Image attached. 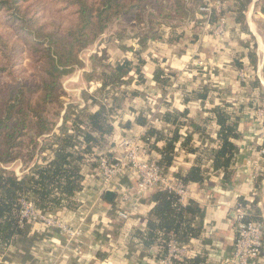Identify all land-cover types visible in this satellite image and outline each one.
Returning a JSON list of instances; mask_svg holds the SVG:
<instances>
[{
    "label": "crops",
    "instance_id": "obj_1",
    "mask_svg": "<svg viewBox=\"0 0 264 264\" xmlns=\"http://www.w3.org/2000/svg\"><path fill=\"white\" fill-rule=\"evenodd\" d=\"M227 1L222 13L225 30L221 35L200 26L192 30L195 27L193 17L184 22L177 37L169 31L154 39L136 33L129 39V44L107 30V40L95 48H87L91 58V55L100 57L102 53L107 54V65L111 67L125 59L135 64L138 57L144 59L141 65L144 80L139 79L136 70L131 72L127 93L135 91L136 94H126L117 102L113 136L100 149L116 159L122 155L119 141L123 137L136 135L142 139L152 126L164 136H171L175 126L163 120L164 114L172 110H187L190 121L180 133L184 137L193 130L191 122L200 127L193 134L194 142L191 143L196 152L188 153L180 148L168 169L172 175H186L202 152L204 161L207 165L211 164L209 153L217 147L219 130L214 109L228 101L233 104V110H237L242 138L236 141L238 151L235 162L227 172L211 171L205 175L203 182L190 183L189 194L182 201L184 205L193 202L199 209L190 218L192 225L200 227L201 232L190 238L186 245L191 251L188 259L200 258L202 264H225V258L232 254L239 199L249 203L250 216L257 215L264 226V2L259 5L260 0H250L244 11L246 32L237 21L236 12L231 9L238 1ZM251 36L254 41L249 47L252 49L255 43L254 51L258 57L252 72L257 73L261 89H254L251 81H245L240 75L253 68L246 46ZM238 60L243 62L242 68L238 66ZM82 61L83 66L76 77L81 94L73 103L79 109L88 107L96 111L98 103L87 102L82 92L96 95L106 103L105 98L102 99L104 93L99 92L102 80L90 73L94 72V68L86 67L88 58H82ZM157 68L168 72L166 87L154 79ZM199 91L207 93L206 100L197 98L196 92ZM117 95L120 96L119 93ZM140 116L147 120L146 124L137 123ZM164 147L165 141H158L151 150V156L160 160V149ZM16 163L18 166L14 171L22 176L28 169L21 162ZM255 163L260 168L257 176ZM83 174V186L75 194L79 207L61 209L57 213L70 224L83 223L84 233L74 243L62 247L65 242L57 231L47 230L39 224L27 225L26 241L22 243L16 239L8 245L10 256L6 258L10 264H159L160 247L156 242L147 245L144 237L155 206L152 198L155 191L147 195L138 194L137 178L126 174L114 180L111 187L114 190L110 191L115 196L107 199L105 193L109 189L104 190L95 167L84 165ZM124 187L131 189V197L122 202L120 189ZM119 208L131 213L129 219L123 220L118 216ZM51 250L56 251L53 256L49 255ZM253 264H264V249Z\"/></svg>",
    "mask_w": 264,
    "mask_h": 264
},
{
    "label": "trees",
    "instance_id": "obj_2",
    "mask_svg": "<svg viewBox=\"0 0 264 264\" xmlns=\"http://www.w3.org/2000/svg\"><path fill=\"white\" fill-rule=\"evenodd\" d=\"M21 1L0 0V9L6 11L12 23L17 24L21 32L29 37L31 53L35 61L41 63V73L36 81L23 80L10 86L6 97L1 96L3 88H0V248L8 247L16 239L22 243L26 241L27 228L20 227L18 222V201L21 195L30 194L36 208L42 212L57 213L61 209L74 210L79 207L75 194L81 190L85 180L83 166L96 168L97 162L91 158L113 136L114 123L117 121V102L126 94H136L135 91L127 93L126 86L131 82V72L136 70L139 79L144 80L141 72L144 59L138 57L136 64L125 59L117 62L114 67L106 65L102 72L99 92L104 93L102 99L105 98L106 103L96 95L82 92L87 102L98 103L96 111H91L88 107L79 109L73 102L65 104L62 81L65 76L74 72L76 66H83L80 53L94 45L115 19L122 17L127 21L141 22L145 9L144 0H57L76 16L75 21L65 29L49 28L48 23H41L36 17L28 16L22 9ZM237 1L231 9L236 12L237 21L247 32L244 11L250 0ZM155 2L160 10L168 7L172 14L185 13L187 9L186 0ZM218 17L213 13L211 24L214 25ZM200 22L197 20L192 30L197 29ZM167 31L179 36L175 25L160 23L150 37L160 38ZM118 36L122 38L123 35ZM252 41L254 38L251 36L246 44L250 65L253 66L247 75L252 78V87L261 89L260 80L252 72L258 63L255 43L252 49L249 47ZM99 58L105 61L102 55H94L92 60ZM238 66L242 68L243 62L238 60ZM3 70L4 67L0 65V72ZM167 76L162 68H157L154 79L162 87H166L165 83L169 79ZM196 96L204 101L207 93L199 91ZM48 105H58L64 111L60 126L44 112ZM214 114L219 130L217 147L209 153L211 164L207 165L204 161L203 152L199 154L196 164L186 175L176 173L175 176L184 183L203 182L208 172H227L235 162L238 151L236 141L242 138L237 110L234 111L233 104L225 101L214 109ZM163 120L175 126L171 136H164L152 126L142 139L149 144L151 150L158 141H165V147L160 149L159 163L168 170L180 148L188 153L196 152L191 143L194 142L193 134L200 127L191 122L193 130L182 137L180 132L190 121L187 110L168 111ZM137 123L144 125L147 120L140 116ZM107 156L111 160H117L111 153ZM17 161L28 169L22 176L3 166ZM261 179L262 177L258 182ZM152 198L155 206L150 216L153 219H149L148 230L144 235L147 245L156 242L163 250L172 235L180 243L186 244L190 238L200 234L201 228L193 226L190 218L199 211L195 203L184 205L176 194L163 189L155 191ZM239 202L245 203L243 199H239ZM251 216L247 220L261 222L257 215ZM201 262L200 258H194L175 264H202Z\"/></svg>",
    "mask_w": 264,
    "mask_h": 264
},
{
    "label": "built area",
    "instance_id": "obj_3",
    "mask_svg": "<svg viewBox=\"0 0 264 264\" xmlns=\"http://www.w3.org/2000/svg\"><path fill=\"white\" fill-rule=\"evenodd\" d=\"M228 4L227 0H202L198 8L199 17L203 21V28L213 31L216 35H221L225 28V19L222 13ZM213 13L217 14L218 21L213 25L211 18ZM246 81L248 75L246 72L240 73ZM119 148L122 155L117 160H111L107 152L96 150L92 161L97 162L95 168L97 176L103 182L104 190H114L113 182L122 175H130L137 178V192L140 195H147L150 191L168 190L179 197L182 202L189 194L190 183H184L181 179L172 175L160 165L156 157L151 156L149 144L136 135H128L119 141ZM255 176L259 171L258 164H254ZM122 202L131 197V189L124 187L120 189ZM117 191H119L117 189ZM19 225H42L47 230L57 231L67 247L74 243L78 237L84 233L83 223L73 225L65 221L59 213L42 212L36 208L33 198L30 194H23L19 198ZM250 205L245 202L236 204V238L234 241L232 254L225 258V264H253L258 259L264 249V226L261 222L247 220L250 215ZM131 213L123 208L118 209V216L123 219H129ZM165 249L160 248L159 264H175L184 262L191 255L186 244L180 243L172 235L165 245ZM8 247L0 248V264H10L8 258ZM56 251L51 250L49 255L53 256ZM164 252V253H162ZM162 253V254H161ZM52 259V258H51Z\"/></svg>",
    "mask_w": 264,
    "mask_h": 264
},
{
    "label": "rangeland",
    "instance_id": "obj_4",
    "mask_svg": "<svg viewBox=\"0 0 264 264\" xmlns=\"http://www.w3.org/2000/svg\"><path fill=\"white\" fill-rule=\"evenodd\" d=\"M186 2L187 9L185 13L181 12L178 14H172L171 10L167 9L168 7H162L163 9L160 10V6L155 2V0H144L145 9L142 14L141 22H137L135 20L127 21L125 18L119 17L109 25L108 32L113 33V35L122 34V39L129 43L128 41H130L132 36L136 33H142L150 37L152 32L159 28L160 23L173 24L177 27V32H180V30L183 29L184 22L187 19L194 17V22L196 23L197 20L201 21L200 26L203 27V20L200 19L198 12L201 0H186ZM263 2L264 0H260L259 5H263ZM21 3L22 9L25 10V13L28 16L36 17L41 23H48L49 28L59 27L60 29H65L76 19L72 10L66 8L64 4L58 2L57 0H22ZM162 6H165V4H162ZM169 15L172 16L164 18V16ZM104 40H107V30L100 36L95 45H92V47L95 48L97 44ZM87 48L80 53V58H88V62L85 63L86 67L89 69L94 68V72L90 73L93 74V76L101 78L102 72L105 70L107 65V54L102 53V57H105V61H103L102 58L92 60L89 56L90 52ZM91 56L94 57L93 55ZM0 65H2L5 69L0 72V88H3L1 92L2 97H6L10 86L17 85L23 80H28L30 82L36 81L41 73V63L36 62L31 53L29 37L26 36L23 31L21 32L19 26L12 23L10 15L1 9ZM80 68L81 66H76V72H74V74L71 73L63 78L62 87L63 91H65V104L75 102V100L80 97L81 93L78 86L79 82L76 79ZM165 74L168 75L166 70ZM246 74L248 73L246 72ZM260 75L261 78H263L262 73ZM254 77L258 78L257 73H254ZM246 79L250 80V77H247ZM44 112H46V115L50 119L56 122V125L57 123L58 125H61L62 114L64 113L61 107L58 105H48ZM3 166L9 170H14L17 168L18 163H11ZM17 247H19V243ZM7 255L10 256V253Z\"/></svg>",
    "mask_w": 264,
    "mask_h": 264
},
{
    "label": "water",
    "instance_id": "obj_5",
    "mask_svg": "<svg viewBox=\"0 0 264 264\" xmlns=\"http://www.w3.org/2000/svg\"><path fill=\"white\" fill-rule=\"evenodd\" d=\"M114 196H115V193H114L113 191L108 190V191H106V193H105V197H106L107 199H113Z\"/></svg>",
    "mask_w": 264,
    "mask_h": 264
},
{
    "label": "bare ground",
    "instance_id": "obj_6",
    "mask_svg": "<svg viewBox=\"0 0 264 264\" xmlns=\"http://www.w3.org/2000/svg\"><path fill=\"white\" fill-rule=\"evenodd\" d=\"M255 31V30H254ZM263 48V47H262Z\"/></svg>",
    "mask_w": 264,
    "mask_h": 264
}]
</instances>
